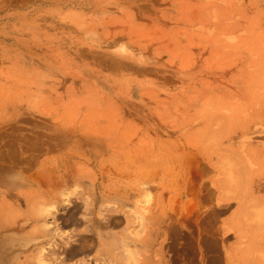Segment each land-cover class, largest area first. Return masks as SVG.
Masks as SVG:
<instances>
[{"label": "rangeland", "instance_id": "rangeland-1", "mask_svg": "<svg viewBox=\"0 0 264 264\" xmlns=\"http://www.w3.org/2000/svg\"><path fill=\"white\" fill-rule=\"evenodd\" d=\"M263 76L264 0H0V264L264 260Z\"/></svg>", "mask_w": 264, "mask_h": 264}, {"label": "crops", "instance_id": "crops-1", "mask_svg": "<svg viewBox=\"0 0 264 264\" xmlns=\"http://www.w3.org/2000/svg\"><path fill=\"white\" fill-rule=\"evenodd\" d=\"M261 143H263V144H261ZM258 150H259L260 153L264 154V140H263V142H260ZM259 169H258V171H259L258 172V175H259L258 178H254L253 182L249 183V185H250L249 187H250V190H256L257 189L258 191H260L261 192L260 193V197L264 198V168H259ZM243 233H244L243 234V238H242L243 239V244H244L243 245V254H245V253L246 254H258V255H263L264 256V232L262 231V229L259 228L257 238L254 235L246 234L245 231ZM249 233H250V231H249ZM251 237L252 238L254 237V238L251 239ZM254 241H256V242H254ZM256 243H258V244L256 245ZM247 248H248V252L249 253H247ZM262 263H264V260L260 259L258 264H262Z\"/></svg>", "mask_w": 264, "mask_h": 264}, {"label": "bare ground", "instance_id": "bare-ground-1", "mask_svg": "<svg viewBox=\"0 0 264 264\" xmlns=\"http://www.w3.org/2000/svg\"><path fill=\"white\" fill-rule=\"evenodd\" d=\"M213 8H214V7H213ZM213 8H212V9H213ZM210 10H211V9H210ZM261 48H262V47H261ZM261 48H260V49H261ZM253 63H254V62H253ZM263 77H264V76H263ZM255 78H257V77H255ZM261 79H262V77H261ZM263 80H264V78H263ZM262 88H263V87H262ZM249 89H250V88H249ZM257 91H258V89H257ZM214 93H215V92H214ZM253 93H254V91H253ZM189 96H190V95H189ZM208 96H209V95H208ZM193 97H194V96H193ZM259 97H260V96H259ZM202 101H203V100H202ZM206 103H207V102H206ZM206 103H204V104H206ZM211 103H212V102H211ZM243 103H244V102H243ZM202 104H203V103H202ZM193 105H194V104H193ZM211 105H212V104H211ZM209 106H210V105H209ZM233 108H234V107H233ZM241 108H242V107H241ZM165 110H166V109H165ZM233 110H234V109H233ZM246 113H247V112H246ZM228 115H229V114H228ZM188 119H189V118H188ZM223 125H224V124H223ZM204 126H205V125H204ZM224 129H225V128H224ZM199 131H200V130H199ZM220 131H222V130H220ZM218 133H219V132H218ZM216 136H217V135H216ZM216 136H215V137H216ZM218 136H219V135H218ZM219 137H220V136H219ZM212 138H213V136H212ZM216 139H217V138H216ZM250 151H251V150H250ZM254 151H255V150H254ZM258 152H259V151H258ZM237 153H238V152H237ZM250 153H251V152H250ZM251 154H252V153H251ZM250 157H251V156H250ZM242 159H243V158H242ZM242 161H243V160H242ZM254 161H255V160H254ZM257 161H258V159H257ZM258 164H259V163H258ZM244 165H245V163H244ZM246 165H247V164H246ZM259 166H260V164H259ZM259 168H260V167H259ZM246 169H247V168H246ZM259 170H260V169H259ZM248 171H249V170H248ZM243 172H245V171H243ZM258 172H259V171H258ZM247 173H248V172H247ZM245 174H246V172H245ZM253 174H255V172H254ZM247 176H248V175H247ZM246 180H247V179H246ZM255 183H256V182H255ZM246 189H247V188H246ZM222 197H223V196H222ZM232 198H233V197H232ZM227 199H228V198H227ZM28 201H29V200H28ZM242 202H243V201H242ZM39 203H40V202H39ZM30 206H31V205H30ZM45 206H46V205H45ZM35 207H36V206H35ZM37 207H38V206H37ZM30 208H31V207H30ZM36 211H37V210H36ZM45 212H46V211H44V213H45ZM40 213H42V211H41ZM40 213H39V214H40ZM259 215H260V214H259ZM263 215H264V214H263ZM73 216H74V215H73ZM129 216H132L131 213H130ZM71 217H72V216H71ZM13 218H14V217H13ZM28 218H29V217H28ZM74 218H76V217H74ZM132 219H133V218H132ZM263 219H264V217H263ZM129 220H130V219H129ZM131 221H132V220H131ZM75 222H76V221H75ZM107 223H108V222H107ZM111 223H112V222H111ZM261 223H262V222H261ZM93 225H94V224H93ZM127 225H128V224H127ZM93 227H94V226H93ZM261 227H262V226H261ZM263 227H264V226H263ZM104 228H105V227H104ZM91 230H92V229H91ZM126 230H127V229H126ZM43 232H44V231H43ZM82 233H83V232H82ZM260 234H261V233H260ZM82 235H83V234H82ZM114 236H115V234H114ZM114 236H113V238H114ZM256 236H258V234H257ZM82 237H83V236H81L80 238L82 239ZM99 237H100V235H97L96 238L99 240ZM259 237H260V236H259ZM90 238H91V237H90ZM93 238H95V237H93ZM110 238H111V237H110ZM253 238H254V237H253ZM253 238L251 237V239H253ZM86 239H87V238H86ZM260 239H261V238H260ZM77 240H78V239H77ZM79 240H80V239H79ZM92 240H93V239H92ZM119 240H120V239H119ZM119 240H117V241L119 242ZM255 240H256V239H255ZM257 240H258V239H257ZM90 241H91V239H90ZM99 241H100V240H99ZM111 241H114V240H111ZM122 241H123V240H122ZM122 241H121V242H122ZM259 241H260V240H259ZM102 242H103V241H102ZM124 242H125V241H124ZM254 242H256V241H254ZM100 243H101V242H100ZM100 243H99V244H100ZM109 243H111V242H108V244H109ZM112 243H113V242H112ZM99 244H98V245H99ZM105 244H107V242H106ZM119 244H121V243H119ZM248 244H249V243H248ZM257 244H258V243H256V245H257ZM74 245H75V244H74ZM122 245H123V244H122ZM243 245H244V244H243ZM262 245H263V244H262ZM99 246H100V245H99ZM111 246L114 247V245H111ZM259 246H260V245H259ZM92 247H93V246H92ZM104 247H105V246H104ZM107 247H108V246H107ZM112 247H111V248H112ZM116 247H118V246H116ZM116 247H115V248H116ZM98 248H99V247H98ZM249 248H250V247H249ZM66 249H67V248H66ZM80 249L83 250V251H85V250L89 249V246L86 245V243H85L84 241H82V242H80ZM101 249H103V247H102ZM101 249H99V250H101ZM76 250H77V248H76ZM89 250H90V249H89ZM108 250H110V249H107L106 252H109ZM123 250H125V249H123ZM244 250H245V249H244ZM40 251H41V250H40ZM74 251H75V250H74ZM87 251H88V250H87ZM87 251H86V252H87ZM110 251H111V250H110ZM125 251H126V250H125ZM68 252H69V251H68ZM111 252H112V251H111ZM111 252H110V253H111ZM118 252H119V251H118ZM118 252H117V253H118ZM122 252H123V251H122ZM69 253H70V252H69ZM77 253H78V252H77ZM104 253H105V252H104ZM247 253H249V252H248V248H247ZM72 254H73V253H72ZM115 254H116V253H115ZM115 254H112V253H111L110 256H115ZM126 254H127V251H126ZM133 254H134V253H133ZM133 254H132V255H133ZM137 254H138V253H137ZM69 255H70V254H69ZM123 255H124V253H123ZM123 255H122V256H123ZM129 255H130V253H129ZM245 255H246V253H245ZM71 256H73V255H71ZM122 256H121V257H122ZM126 256H127V255H126ZM126 256H125V257H126ZM55 257H57V256H55ZM115 257H116V256H115ZM123 257H124V256H123ZM130 257H131V255H130ZM132 257H133V256H132ZM134 257H135V256H134ZM134 257H133V258H134ZM263 257H264V256H263ZM111 258H112V257H111ZM113 258H114V257H113ZM117 258H118V257H117ZM135 258H136V257H135ZM56 259H57V258H56ZM109 259H110V257H109ZM118 259H119V258H118ZM127 259H128V258H127ZM61 260H62V258H61ZM61 260H60V261H61ZM125 260H126V259H125ZM134 260H135L134 262H136V259H134ZM37 261H38V260H37ZM117 261H118V260H117ZM34 262H35V261H34ZM122 262H123V261H122ZM37 263H38V262H37ZM40 263H41V262H40ZM118 263H119V262H118ZM120 263H121V262H120ZM260 263H261V262H260ZM132 264H133V263H132Z\"/></svg>", "mask_w": 264, "mask_h": 264}]
</instances>
